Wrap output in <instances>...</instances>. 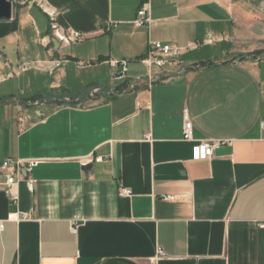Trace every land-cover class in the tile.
I'll return each instance as SVG.
<instances>
[{
    "label": "crops",
    "instance_id": "1",
    "mask_svg": "<svg viewBox=\"0 0 264 264\" xmlns=\"http://www.w3.org/2000/svg\"><path fill=\"white\" fill-rule=\"evenodd\" d=\"M38 2L82 39L55 50ZM141 5L13 0L0 20V165L33 163L17 203L0 187V264H264V0H150L136 28ZM150 41L197 44L190 69L149 84ZM187 120L224 142L211 159Z\"/></svg>",
    "mask_w": 264,
    "mask_h": 264
},
{
    "label": "built area",
    "instance_id": "2",
    "mask_svg": "<svg viewBox=\"0 0 264 264\" xmlns=\"http://www.w3.org/2000/svg\"><path fill=\"white\" fill-rule=\"evenodd\" d=\"M142 5L137 13L136 18L133 21V24L136 28L150 27L152 21L150 18L149 7L150 0H141ZM40 7L49 15L52 19L51 29L52 35L60 42L64 43H73L82 39V33L80 32H69L67 34H62L57 26L56 13L45 10L44 4L38 2ZM197 44L190 43L186 47L173 46L170 44H163L161 42L150 41L148 43V50L146 54L139 59V62L145 66L147 69V82L149 84L159 81H167V79L174 78L175 74H181L183 71L190 69L183 62L182 56L185 52L196 49ZM115 64H120L126 73L128 67V61L124 60L121 62H115ZM141 82V79L138 80ZM19 123L21 126L24 125V117L19 118ZM193 123L189 120L185 122L183 128V142L186 143H195L192 148V160L193 161H206L211 159L214 156V152L218 150L224 142L221 140H201L196 141L193 135ZM150 136L146 135V138L149 139ZM102 159L99 158L95 160L100 162ZM33 163H26L22 160L13 161L10 159L5 160L0 165V176L5 175V183H0L1 186H6L13 193V200L18 202V193H16V188L19 181L24 177L23 173H27L32 170ZM121 194L123 196H131L132 192L128 189H122ZM167 201L172 200L171 196L165 197ZM0 227L3 225L0 223ZM160 257H164L165 254L161 251L159 253Z\"/></svg>",
    "mask_w": 264,
    "mask_h": 264
},
{
    "label": "water",
    "instance_id": "3",
    "mask_svg": "<svg viewBox=\"0 0 264 264\" xmlns=\"http://www.w3.org/2000/svg\"><path fill=\"white\" fill-rule=\"evenodd\" d=\"M13 10V0H0V20H11ZM52 43L54 49L58 50L60 43L57 39L53 38Z\"/></svg>",
    "mask_w": 264,
    "mask_h": 264
},
{
    "label": "rangeland",
    "instance_id": "4",
    "mask_svg": "<svg viewBox=\"0 0 264 264\" xmlns=\"http://www.w3.org/2000/svg\"><path fill=\"white\" fill-rule=\"evenodd\" d=\"M107 70H108V69H107ZM108 71H109V70H108ZM108 71H107V72H108ZM105 73H106V70H104V72H103V76H102V79H101V81L104 82V85L107 84L108 81H109V79H110L109 75H107V74H105ZM42 84H43V82H42Z\"/></svg>",
    "mask_w": 264,
    "mask_h": 264
}]
</instances>
